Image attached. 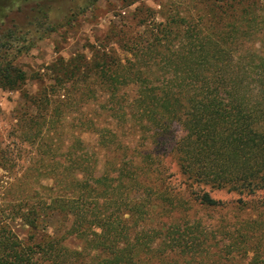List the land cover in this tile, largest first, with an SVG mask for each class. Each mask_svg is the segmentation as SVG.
<instances>
[{
  "label": "trees",
  "instance_id": "16d2710c",
  "mask_svg": "<svg viewBox=\"0 0 264 264\" xmlns=\"http://www.w3.org/2000/svg\"><path fill=\"white\" fill-rule=\"evenodd\" d=\"M206 1L200 0L201 5ZM192 3L198 6L196 0ZM43 5L26 25L14 20L1 29V87L22 89L27 81L24 70L8 59L9 52L24 41L31 25L44 23L49 9ZM199 9L202 15L188 21L174 16L150 24L148 36L123 45L132 60L115 58L110 64L104 50L98 56L100 68V63L91 66L88 61L71 82L86 84L80 94L66 80L75 77L76 70L66 71L65 78H57L65 99L60 95L52 100L54 109L49 93L39 97L42 109L29 127L42 161L37 173L54 179L48 189L59 193L22 217L35 229L44 211H50L65 224L66 236H42L35 252L0 220V264H35L39 257L54 264H201L203 253H209L204 234L187 232L191 227L178 216H188L181 205L194 201L217 207L222 202L204 189H193L184 199L168 183L155 148L175 124L183 132L175 148L184 174L219 188H264V4L239 0L227 9L209 2ZM96 95L100 115L87 118V128L100 135L103 148L115 153L102 172L97 160L82 152L80 136L66 150L60 147L66 141L61 124L68 122L73 107ZM104 114L113 118L104 120L113 128H100ZM125 133L132 138L128 142ZM149 145L151 150L144 152ZM158 214L167 221L154 226ZM170 218L173 224L164 230ZM180 221L185 223L180 226ZM69 235L81 239L83 247L67 246ZM249 239L251 235L241 234L222 248L235 259L230 263L244 264L237 258L251 253L248 264H264V242Z\"/></svg>",
  "mask_w": 264,
  "mask_h": 264
},
{
  "label": "rangeland",
  "instance_id": "374dc122",
  "mask_svg": "<svg viewBox=\"0 0 264 264\" xmlns=\"http://www.w3.org/2000/svg\"><path fill=\"white\" fill-rule=\"evenodd\" d=\"M238 1L210 0L201 5L200 0H196V7L192 0H0V31L14 20L20 24L25 22L26 25L42 4L49 9L44 23L40 26L31 25L24 41L16 43L9 52L8 59L26 73L27 81L21 86L22 89L0 86V220L10 225L26 247L36 252L38 249L34 244L42 236H66L65 224L60 223L59 217L50 211H44L40 225L35 229L22 217L33 206H39L40 201L50 202V198L59 193L58 190L52 192L48 189L53 186L54 179L40 175L38 177L37 173L42 161L37 154L38 143L33 144L29 127L42 109L38 103L39 97L49 93V107L50 110L54 109L52 100H58L60 95L65 99L63 89H58L57 78H65V72L72 68L77 73L75 77H66L69 80L68 86L72 87L73 92L82 93L86 84L71 85V82L83 73V66L88 61L91 66L100 63V68L102 61L98 56L104 50L110 56V64L117 60L115 58L124 63L132 60L127 47L123 45L132 46L133 38L148 36V27L154 22H164L174 16L188 21L189 18L202 15V9L198 10V7L204 9L206 3L229 9ZM259 2L264 4V0ZM138 8L141 10L138 11ZM262 50L264 51V43ZM62 59L65 64L61 62ZM89 82H94L93 78ZM98 97L99 95L89 97L80 106L73 107V111L68 114L70 119L60 127L66 139L63 144L60 143V147L66 150L73 139L80 136L84 147L82 152L89 153L91 159L97 160L98 172H102L106 160L115 153L103 148L100 135L87 128V118H97L100 115ZM106 119L113 122L112 117H105L104 114L99 117L100 128H113L114 124L105 122ZM81 122L86 123L82 126ZM182 133L181 127L175 124L168 138L160 143L159 148H155L161 158L158 161L159 167L166 172L170 186L181 192L184 199L188 198L193 189H204L222 202V206L210 207L194 201L189 205L184 202L180 209L188 216H178L191 227L192 230L188 229L187 232L204 234L201 239L206 242L205 247L209 253H203L205 257L201 264H221V261L233 264L235 259H229L222 249L226 243L236 241L241 234L251 235L253 239H249V242H264V188L255 191L219 188L197 182L184 174L175 148V141ZM131 139L128 133L123 135V140L128 142ZM150 147L151 145L145 148L144 152L151 150ZM162 221H167V217L158 214L152 224L156 226ZM185 222L180 221L178 224L181 226ZM172 224L170 218L163 229H168ZM64 243L73 249L83 247L82 240L73 235H69ZM36 256L39 257V254ZM251 257L252 254L247 253L237 259L248 264ZM197 261L192 264H197ZM35 264L54 263L39 257Z\"/></svg>",
  "mask_w": 264,
  "mask_h": 264
}]
</instances>
